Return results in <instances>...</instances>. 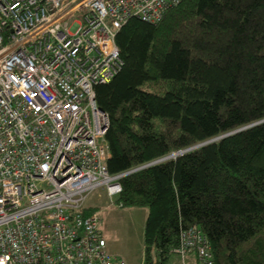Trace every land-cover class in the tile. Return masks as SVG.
I'll use <instances>...</instances> for the list:
<instances>
[{"label": "trees", "instance_id": "1", "mask_svg": "<svg viewBox=\"0 0 264 264\" xmlns=\"http://www.w3.org/2000/svg\"><path fill=\"white\" fill-rule=\"evenodd\" d=\"M116 41L123 65L95 94L119 205L149 209L146 264L193 225L214 264H264V121L220 137L264 119V0H181Z\"/></svg>", "mask_w": 264, "mask_h": 264}, {"label": "built area", "instance_id": "2", "mask_svg": "<svg viewBox=\"0 0 264 264\" xmlns=\"http://www.w3.org/2000/svg\"><path fill=\"white\" fill-rule=\"evenodd\" d=\"M180 1L0 0V264H125L87 211L92 190L119 195L126 174L108 169L95 86L123 65L119 29ZM190 252L214 264L196 225L175 249Z\"/></svg>", "mask_w": 264, "mask_h": 264}, {"label": "rangeland", "instance_id": "3", "mask_svg": "<svg viewBox=\"0 0 264 264\" xmlns=\"http://www.w3.org/2000/svg\"><path fill=\"white\" fill-rule=\"evenodd\" d=\"M86 205L99 213L105 236L119 251V256L125 260V264L147 263L144 243L149 212L147 206L121 207L118 195L110 198L105 187L92 190L87 196ZM177 255L179 254L172 255L170 264H184L181 259L176 260ZM199 264L206 263L199 262Z\"/></svg>", "mask_w": 264, "mask_h": 264}, {"label": "crops", "instance_id": "4", "mask_svg": "<svg viewBox=\"0 0 264 264\" xmlns=\"http://www.w3.org/2000/svg\"><path fill=\"white\" fill-rule=\"evenodd\" d=\"M107 238V237H106ZM108 240V239H107ZM108 249L110 252L116 256H119V251L116 249V247L108 241ZM120 257V256H119ZM122 258V257H121ZM123 259V258H122ZM184 262V264H199V261L196 258V255L194 252L188 253L185 258H181V256L177 255L176 260H180ZM183 259V260H182ZM124 260V259H123ZM175 260V261H176ZM125 261V260H124ZM174 261V262H175Z\"/></svg>", "mask_w": 264, "mask_h": 264}, {"label": "water", "instance_id": "5", "mask_svg": "<svg viewBox=\"0 0 264 264\" xmlns=\"http://www.w3.org/2000/svg\"><path fill=\"white\" fill-rule=\"evenodd\" d=\"M262 121H264V119L259 120V121H256V122L251 123V124H248V125H245V126H242V127H239V128H237V129H234V130H232V131H230V132H228V133H225V134L221 135L220 137H224V136H226V135H228V134H232V133H234V132H237V131H239V130H242V129H244V128H247V127H249V126H252V125L258 124V123H260V122H262ZM212 140H213V139H212ZM209 141H211V140H208V141H206V142H203V143H201V144L195 145V146H193V147H190V148H187V149L181 150V151H179V152L172 153V154H170V155H168V156H166V157H163V158H161V159H158V160H156V161H154V162H158V161H161V160L167 159V158L172 157V156H174V155H176V154H178V153H182V152H184V151H186V150H188V149H191V148H194V147H198L199 145H202V144L208 143ZM154 162H153V163H154ZM130 172H132V171H130Z\"/></svg>", "mask_w": 264, "mask_h": 264}, {"label": "bare ground", "instance_id": "6", "mask_svg": "<svg viewBox=\"0 0 264 264\" xmlns=\"http://www.w3.org/2000/svg\"><path fill=\"white\" fill-rule=\"evenodd\" d=\"M147 22V21H146Z\"/></svg>", "mask_w": 264, "mask_h": 264}]
</instances>
